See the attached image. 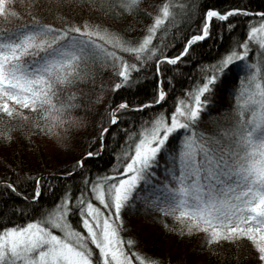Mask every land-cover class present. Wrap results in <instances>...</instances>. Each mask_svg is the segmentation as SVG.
I'll list each match as a JSON object with an SVG mask.
<instances>
[{"label":"snow or ice","instance_id":"6c2138e0","mask_svg":"<svg viewBox=\"0 0 264 264\" xmlns=\"http://www.w3.org/2000/svg\"><path fill=\"white\" fill-rule=\"evenodd\" d=\"M140 5L141 0H102L99 6L120 14L136 13ZM40 7L35 3L25 19L14 0H0V18L24 21L0 27V114L8 118L0 136L6 141L12 140V121H17L64 144L69 129L86 124L73 113L88 107L81 102L87 96L81 85L95 83L97 66L111 69L115 79L109 87L116 91L131 87L142 69L154 65L157 87L145 102L123 99L106 106L107 123L102 117L97 150L85 151L60 174L81 177L76 191L65 185L46 204L41 177H36L31 196L8 180L0 181L27 202V210H18V220L0 222V264H162L135 251L132 238L121 235L122 211L137 202L171 216L181 235L203 231L210 245L247 238L255 249L254 264H264V12L204 5L201 13L195 0H182L179 8L175 0H163L149 14L152 22L145 34L132 40L94 19L77 22L58 16L46 21ZM195 14L201 15L199 28L183 39L177 53L168 54L176 33L168 41L164 37L181 20L190 26ZM243 17L249 20L241 39L234 24ZM216 27L229 32L230 46L213 62L199 65L200 77L166 109L172 82L169 77L165 84L161 64L187 63L190 48ZM253 44L258 46L255 59L249 55ZM237 81L231 91V124L217 133L202 130L209 97ZM156 105L159 110L124 126L127 112ZM110 126L119 133H110ZM105 133L119 135V149L108 169L94 173L85 158L101 155Z\"/></svg>","mask_w":264,"mask_h":264},{"label":"trees","instance_id":"16d2710c","mask_svg":"<svg viewBox=\"0 0 264 264\" xmlns=\"http://www.w3.org/2000/svg\"><path fill=\"white\" fill-rule=\"evenodd\" d=\"M101 2L102 0H14V7L27 19L31 7L39 3L40 15L46 21H53L58 16H66L77 22L82 18L94 19L103 22L122 36L136 40L145 34L146 26L152 22V15L149 14L154 15L163 0H141L138 12L120 14L106 12L99 6ZM181 2L182 0H175L177 8ZM195 2L201 13L204 5H214L220 10L245 7L253 12H264V0H195ZM200 19L201 15L195 14L190 26L186 27L187 22L181 20L171 29L168 36L164 37V40L168 41L172 34L176 33L174 42L168 48V54L179 51L183 39L199 28ZM248 20L249 17L235 18V33L241 39L245 37ZM17 22L24 21H17L15 18L5 21L0 18V27H7ZM217 23L223 24V22ZM231 38L235 39L236 36ZM229 46V32L222 27H216L210 37L192 46L195 51L190 48L187 63L177 62V65L162 63L160 75L166 85L169 77L172 82L166 109H172L174 98L184 95L185 90H189L200 77L198 66L213 62ZM257 47L255 44L252 45L249 55L253 59H255L253 52ZM95 72V83L88 82L81 85L87 92V96L81 102L88 107L77 108L73 113L75 116L83 117L86 124L83 127L69 129L64 144L59 143L55 136L32 128L30 123H23L21 126L20 122L12 121L15 125L12 140L6 141L0 136V181L8 180L14 183L24 196H31L34 194L36 177H41L42 200L46 204H51L65 185L71 184L73 191H76V185L81 177L76 173L71 177L60 174L69 170L74 161L85 151L97 150L101 118L103 117V122L107 123L106 106L117 104L123 99L142 103L155 94L157 75L154 65L147 71L142 69L139 79L131 87L116 91L109 87L115 79L111 69L97 66ZM238 86L237 81L228 91L217 89L209 97L207 111L202 113V123L199 125L202 130L217 133L219 128L231 124L234 117L232 112L234 97L231 91ZM101 93L102 98L97 101L96 98ZM154 109L159 110V105L127 112L123 121L124 126L137 122L142 113L147 114ZM7 120L5 115L0 114V130L5 127ZM119 131L116 126L109 128L110 133H119ZM93 137L96 139L93 140ZM118 140L119 135L114 137L105 133V149L101 155L85 158L92 172H104L111 166L112 154L119 149ZM49 187L52 191L47 190ZM26 203L21 196L0 183V222L18 220L20 218L18 210L22 208L27 210ZM122 216L125 224L121 235L132 238L135 242L133 246L135 251L159 258L162 264H254L255 249L247 238L238 244L221 241L210 245L203 231L181 235L176 230L180 227L177 221L171 216H163L158 211L146 207L142 202H137L135 207L122 211Z\"/></svg>","mask_w":264,"mask_h":264}]
</instances>
